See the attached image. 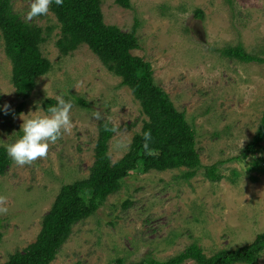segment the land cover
<instances>
[{"label": "rangeland", "instance_id": "rangeland-1", "mask_svg": "<svg viewBox=\"0 0 264 264\" xmlns=\"http://www.w3.org/2000/svg\"><path fill=\"white\" fill-rule=\"evenodd\" d=\"M101 1L105 25L129 32L138 21L140 48L132 55L150 63L155 84L184 112L196 133L201 164L240 156L255 136L264 108V65L235 63L218 51L241 45L264 58V0H130L132 9L115 0ZM30 4L11 0V9L27 23L53 28L41 47L51 70L37 78L20 114L0 117V145L13 143L23 123L20 117L35 112L37 105L43 109L46 99L78 97L88 108L72 101L73 127L50 146L46 158L21 167L8 157L0 176V208L7 209L0 213V264L35 242L62 186L88 178L100 120L116 128L108 143L111 163L128 152L147 120L132 91L87 46L62 56L55 46L56 18L49 11L28 19ZM11 69L0 35V107L7 104L8 111L20 104ZM263 151L262 142L257 156ZM251 159L222 164L219 182L207 180L202 169L188 180L180 177L183 169L132 172L95 214L73 227L50 264L165 262L193 243L208 258L250 244L264 232V175L248 170ZM255 264H264V250Z\"/></svg>", "mask_w": 264, "mask_h": 264}, {"label": "trees", "instance_id": "trees-1", "mask_svg": "<svg viewBox=\"0 0 264 264\" xmlns=\"http://www.w3.org/2000/svg\"><path fill=\"white\" fill-rule=\"evenodd\" d=\"M101 3V0H63L62 6L53 3L49 11L56 18L59 28L55 46L62 56L69 55L83 45L87 46L109 72L121 78V86L132 91L147 120L132 138L128 152L115 163H111L109 158L108 143L116 128L100 120L94 149L95 162L88 178L61 187L50 210L41 220V229L35 242L23 252L10 255L3 264H50L73 227L95 214L108 196L121 189L123 180L132 172L145 174L150 171L183 169L180 177L188 180L202 169L207 180L219 182L224 178L219 169L222 164L241 161L251 155L248 170L264 175V151L263 156H257L258 146L264 143V108L257 132L240 156L203 166L196 149L195 130L188 123L184 112L178 111L168 95L155 84L150 63L132 55L134 50L140 48L137 39L138 21L135 20L129 32L105 25ZM115 4L132 9L130 0H115ZM195 14L197 18H203L200 10ZM52 29L21 20L13 13L11 0H0V35L4 41V52L11 62V83L20 101L14 111H8V114L0 111L1 118L20 114L36 87L37 78L51 70V64L43 57L41 47L51 37ZM218 52L221 57L235 63L264 65V58L247 53L241 45L228 46ZM71 101L88 108L82 98L73 97ZM55 103L54 99H46L42 108L46 109ZM145 133L151 135L147 147ZM9 163L5 149L0 147V176L5 174ZM232 175L238 174L233 170ZM2 236L0 227V241ZM263 250L264 232L258 234L250 244L221 251L208 258L193 243L165 262L150 259L137 264H183L188 260L197 264H255ZM114 264L124 262L117 259Z\"/></svg>", "mask_w": 264, "mask_h": 264}, {"label": "clouds", "instance_id": "clouds-1", "mask_svg": "<svg viewBox=\"0 0 264 264\" xmlns=\"http://www.w3.org/2000/svg\"><path fill=\"white\" fill-rule=\"evenodd\" d=\"M53 3L62 6L63 0H31L27 18L47 15ZM73 106L71 100L62 96L57 97L56 103L50 104L46 109H41L37 105L35 112L20 117L23 123L19 133H16L18 138L13 143L0 145V147H4L7 156L16 166L31 165L37 159L46 158L50 146L71 131ZM9 107L6 104L0 111L8 114ZM96 118H100L99 113L96 114ZM150 139V133H145V147ZM6 211L7 209L0 208V213Z\"/></svg>", "mask_w": 264, "mask_h": 264}]
</instances>
